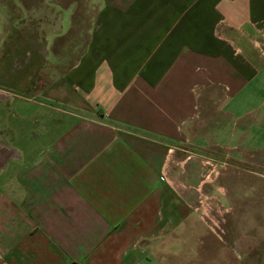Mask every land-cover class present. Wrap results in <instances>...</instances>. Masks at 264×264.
Masks as SVG:
<instances>
[{"label":"crops","instance_id":"1","mask_svg":"<svg viewBox=\"0 0 264 264\" xmlns=\"http://www.w3.org/2000/svg\"><path fill=\"white\" fill-rule=\"evenodd\" d=\"M0 8L8 50L18 35L42 45L27 74L30 44L19 67L0 60V106L36 105L27 131L0 114V264H240L202 152L264 153V0ZM193 233L210 247L174 255ZM221 245L234 254L216 257Z\"/></svg>","mask_w":264,"mask_h":264},{"label":"rangeland","instance_id":"2","mask_svg":"<svg viewBox=\"0 0 264 264\" xmlns=\"http://www.w3.org/2000/svg\"><path fill=\"white\" fill-rule=\"evenodd\" d=\"M9 6L10 9L8 13H11L13 16H20V12L16 11L19 9H17L14 3H10ZM1 9L2 8H0V39H3V41H0V60L3 59V56L7 58V53L9 51L6 37L8 29H5V23L1 19ZM63 12L65 11L63 10ZM63 14L66 15V13ZM27 27L28 26L25 24L20 27V30L27 31L28 29H32L31 26V28ZM23 104L22 101H19L14 108L7 109H3L0 106V114L5 119V122H8V127L9 125H13L15 129L17 127H22L24 131L36 127V122H34L35 116L33 114L36 105H32L30 109L27 105L23 106ZM208 109H213L212 104L211 108ZM22 117L23 119L20 121ZM21 122H23V125ZM17 141L19 142V140ZM204 151L205 152L202 153L205 159H214L212 161H216L217 163V169H219L220 172L218 176L221 177L217 184L224 189L227 196V198L222 201L226 205L230 204L233 210L234 215L231 220L235 217L237 218L236 221L233 222H235V228H237V239L242 236L236 247V250L241 254V258H238L241 260L239 261L240 264H244L243 262L246 264H264V153L262 154L261 151H244L240 149L238 152H233L234 155H231V152L225 150ZM211 168L212 167L208 164L204 166V176L210 174L209 171ZM210 176L212 178V175ZM231 222L230 224L229 221L226 222L225 225L223 224L227 236L229 234L226 229L227 226H231ZM241 226L243 229L240 228ZM245 233H247L246 237L243 236ZM223 234L224 233H222V235ZM197 236L201 237L202 235L197 234ZM206 241H197L195 239V233L191 236L187 235L184 246L181 248L182 243L180 242L179 244V242H177L179 247L176 246L174 250H172V253L174 255H179L182 251L185 256L192 257L199 253L200 248L202 249L205 246L210 247V244ZM221 246H219V248H214V255L216 257L221 258V255L224 256L227 252L229 255L234 254L233 251L229 252L228 247ZM218 261L219 260L213 259L212 257V259L202 261V264H218ZM175 262H178V259L174 260V264ZM184 264H196V260L187 259Z\"/></svg>","mask_w":264,"mask_h":264},{"label":"flooded vegetation","instance_id":"3","mask_svg":"<svg viewBox=\"0 0 264 264\" xmlns=\"http://www.w3.org/2000/svg\"><path fill=\"white\" fill-rule=\"evenodd\" d=\"M28 36V35H27ZM30 36V34H29ZM29 38V37H28ZM28 38H23L21 36H16L13 39V43L10 46V49L8 51V56L7 58H5L9 64V67H12V69H14L16 67L17 64L22 65V62L26 56V47L30 44V52L33 54L32 55V60L31 63L29 64V66L23 71L24 74H27L30 72V70L32 68L35 67V65H37L39 63V61L41 60V53H42V45L37 44L36 42H29ZM14 63H17L16 65H13ZM7 71V70H6ZM6 71H1L0 74V89L2 90H6L8 87H6L4 84H8L6 77H4L5 72Z\"/></svg>","mask_w":264,"mask_h":264},{"label":"water","instance_id":"4","mask_svg":"<svg viewBox=\"0 0 264 264\" xmlns=\"http://www.w3.org/2000/svg\"><path fill=\"white\" fill-rule=\"evenodd\" d=\"M29 53L28 52H26V56H25V58H24V60H23V62H22V64L24 63V62H28L29 61ZM17 63H14L13 65H16ZM19 67L20 65L19 64H17L16 65V67Z\"/></svg>","mask_w":264,"mask_h":264}]
</instances>
